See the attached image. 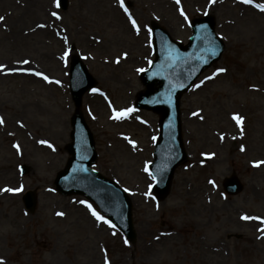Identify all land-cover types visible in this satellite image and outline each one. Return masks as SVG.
Segmentation results:
<instances>
[{"label":"rangeland","instance_id":"1","mask_svg":"<svg viewBox=\"0 0 264 264\" xmlns=\"http://www.w3.org/2000/svg\"><path fill=\"white\" fill-rule=\"evenodd\" d=\"M257 5L264 0H123V7L121 0H68L61 10L57 0H0V64L16 69H0V264H264V163L257 164L264 161L257 12L264 20V11ZM208 14L224 49L180 95L186 159L157 196L148 166L159 113L134 106L144 88L140 70L153 59L151 27L184 44L190 20ZM76 57L94 82L78 101L69 87ZM76 111L93 134L96 170L131 199L133 241L98 221L94 203L56 191ZM231 173L244 185L234 196L222 188ZM205 181L207 189L190 200ZM27 190L36 194L33 211L21 200Z\"/></svg>","mask_w":264,"mask_h":264},{"label":"water","instance_id":"2","mask_svg":"<svg viewBox=\"0 0 264 264\" xmlns=\"http://www.w3.org/2000/svg\"><path fill=\"white\" fill-rule=\"evenodd\" d=\"M59 3L63 9L66 8L67 0H59ZM212 27L213 21L210 18L193 21V34L185 47L173 42L159 26L153 27L156 60L143 73L146 90L139 95L136 106L161 112L160 135L155 145L154 161L150 166L158 195L166 192L174 168L185 157L180 137L179 94L203 68L220 55L223 48ZM71 69V90L74 99L78 101L93 80L78 59L73 60ZM72 128V141L67 146L70 158L55 181L58 191L64 195L82 194L93 200L100 211L133 240L135 232L130 200L116 182L91 169L96 159L94 142L78 112L72 117ZM224 187L233 194L242 188L235 177L227 178ZM23 201L28 209L33 210L35 194L26 192Z\"/></svg>","mask_w":264,"mask_h":264},{"label":"snow or ice","instance_id":"3","mask_svg":"<svg viewBox=\"0 0 264 264\" xmlns=\"http://www.w3.org/2000/svg\"><path fill=\"white\" fill-rule=\"evenodd\" d=\"M244 2L245 3H252V0H244ZM177 3H179V0H177ZM121 6L123 7V0H121ZM57 7H59V2H57ZM257 7H259L262 11H264V5H257ZM125 11H127L126 8H125ZM52 15L53 16H57V13L56 12H53ZM57 18H59V17L57 16ZM3 19H4V17H0V20H3ZM133 25H135V21H133ZM65 55L67 56V53H65ZM22 63H28V61H22ZM0 69H5L7 71H16V69H6V66L3 65V64H0ZM140 71H143V69H141ZM223 71H225L223 68L217 70V72H223ZM35 74L37 76L43 75L40 72H36ZM43 78L45 80H48V77L47 76H44ZM57 83H59V81H57ZM201 83H203V81H201ZM93 91H98V90L97 89H93ZM131 111H133V109H131V108L126 109V110H123L122 112L117 113L116 116H115V118L116 119H120V118H122V116L127 115ZM234 119H236L237 123H240L243 118L240 117L239 115H235L234 116ZM0 123H2V120H0ZM41 143H47V142L46 141H41ZM241 150H243V147H242ZM259 163H264V161L257 162V164H259ZM145 171H147V168L145 169ZM153 179L155 180V177H153ZM5 190L8 191V192H19L21 189H19V188H16V189L7 188ZM89 208H91V205H89ZM92 214H93V216L96 217V219L98 221H104L105 223H109L110 224V221L105 220V218L103 216H101L98 212H96L95 210H92ZM58 215H63V213H58ZM243 219H246L247 220V219H253V218L252 217H248V216H244ZM257 219H259V218H257ZM112 227H115V226L112 225ZM105 264H109V261L107 259L105 260Z\"/></svg>","mask_w":264,"mask_h":264},{"label":"bare ground","instance_id":"4","mask_svg":"<svg viewBox=\"0 0 264 264\" xmlns=\"http://www.w3.org/2000/svg\"><path fill=\"white\" fill-rule=\"evenodd\" d=\"M120 9H122V11L125 10V9H123V8H120ZM250 10H251V9H250ZM251 11H253V10H251ZM257 15H258L259 17H261V22L264 24V20L262 19V14H261L260 11L257 12ZM262 28L264 29L263 26H262ZM262 28L260 27V29H259L260 32H261V29H262ZM60 31H61V30H60ZM58 34L61 35L62 33H58ZM93 98H94V99H92V101H94V102L99 101V100H98L97 98H95L94 96H93ZM94 102H93V103H94ZM207 182H208V181H207ZM207 182L205 181L203 184L199 185V186L197 187V188H199V189L196 190V194H195V195L188 196V198H189L190 200H195L196 197L200 196V192H202L204 188L207 189V187H206V183H207ZM208 183H209V182H208ZM208 183H207V184H208ZM8 197H14V196H12L11 194H9ZM11 210H12V208L9 210L8 215H9L10 217H14V213H13ZM13 211H14L15 213L17 212L16 209H13ZM186 221H190V218H187ZM47 263H49L48 260L44 262V264H47Z\"/></svg>","mask_w":264,"mask_h":264}]
</instances>
